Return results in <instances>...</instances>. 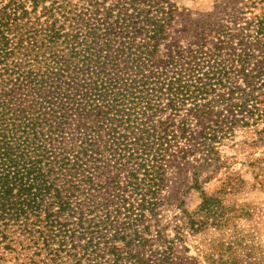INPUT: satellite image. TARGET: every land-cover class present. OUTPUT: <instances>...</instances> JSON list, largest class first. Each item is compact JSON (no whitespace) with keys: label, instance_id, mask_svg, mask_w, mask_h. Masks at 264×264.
I'll return each mask as SVG.
<instances>
[{"label":"trees","instance_id":"16d2710c","mask_svg":"<svg viewBox=\"0 0 264 264\" xmlns=\"http://www.w3.org/2000/svg\"><path fill=\"white\" fill-rule=\"evenodd\" d=\"M28 1L0 8V243L32 264H176L145 249L170 159L211 151L219 121L264 125V11L183 46L165 0Z\"/></svg>","mask_w":264,"mask_h":264},{"label":"rangeland","instance_id":"374dc122","mask_svg":"<svg viewBox=\"0 0 264 264\" xmlns=\"http://www.w3.org/2000/svg\"><path fill=\"white\" fill-rule=\"evenodd\" d=\"M165 1L176 8L173 30L183 46L194 41L195 31H206L207 40L215 41L217 26H212L218 23L229 27L225 32L237 34L252 16L264 11L258 0ZM7 2L0 0V8ZM26 7L31 9L28 0ZM39 10L40 5L37 14ZM233 75L236 84L242 85V77ZM218 104L215 109L220 113L212 116L217 120L225 114L221 110L224 102ZM219 123L223 132L218 142L211 144V151L192 144L184 157L178 153L170 159L164 204L157 220L149 222L152 234L145 249L153 256L159 255L153 251L169 244L176 264H264V125L227 129L224 121ZM202 195L213 198L209 210H199ZM193 218L201 221L198 230L190 225ZM156 229L161 239L153 236ZM4 244L0 243V264H32L25 257L27 249Z\"/></svg>","mask_w":264,"mask_h":264}]
</instances>
